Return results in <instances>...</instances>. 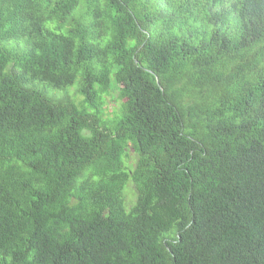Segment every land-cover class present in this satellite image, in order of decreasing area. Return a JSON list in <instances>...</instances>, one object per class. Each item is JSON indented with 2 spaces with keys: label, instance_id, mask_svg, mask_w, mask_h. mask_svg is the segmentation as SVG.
<instances>
[{
  "label": "trees",
  "instance_id": "trees-1",
  "mask_svg": "<svg viewBox=\"0 0 264 264\" xmlns=\"http://www.w3.org/2000/svg\"><path fill=\"white\" fill-rule=\"evenodd\" d=\"M0 264H264V0H0Z\"/></svg>",
  "mask_w": 264,
  "mask_h": 264
},
{
  "label": "rangeland",
  "instance_id": "rangeland-1",
  "mask_svg": "<svg viewBox=\"0 0 264 264\" xmlns=\"http://www.w3.org/2000/svg\"><path fill=\"white\" fill-rule=\"evenodd\" d=\"M77 87L72 86L70 88L63 89L62 91H53L52 93L55 96L60 95H69L71 97H74L76 100H78V95L76 94ZM120 102L114 92H110L108 95L104 97V104L102 106V119L107 121L108 119H111L114 114H116L119 110ZM137 160L136 153L131 149L128 148L125 152V156L122 159L124 166L128 169H131L135 162ZM123 199L124 204L123 207L126 211L129 210V208L134 205L135 202V190L134 186L131 182L127 183L123 192Z\"/></svg>",
  "mask_w": 264,
  "mask_h": 264
},
{
  "label": "water",
  "instance_id": "water-1",
  "mask_svg": "<svg viewBox=\"0 0 264 264\" xmlns=\"http://www.w3.org/2000/svg\"><path fill=\"white\" fill-rule=\"evenodd\" d=\"M156 83L158 84L157 80H156Z\"/></svg>",
  "mask_w": 264,
  "mask_h": 264
}]
</instances>
